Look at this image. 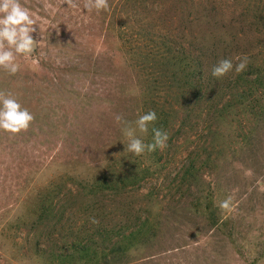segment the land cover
Masks as SVG:
<instances>
[{
  "label": "rangeland",
  "instance_id": "obj_1",
  "mask_svg": "<svg viewBox=\"0 0 264 264\" xmlns=\"http://www.w3.org/2000/svg\"><path fill=\"white\" fill-rule=\"evenodd\" d=\"M20 2L40 46L0 71L34 116L0 130V264H264V0ZM148 111L167 146L124 151L115 116Z\"/></svg>",
  "mask_w": 264,
  "mask_h": 264
},
{
  "label": "clouds",
  "instance_id": "obj_2",
  "mask_svg": "<svg viewBox=\"0 0 264 264\" xmlns=\"http://www.w3.org/2000/svg\"><path fill=\"white\" fill-rule=\"evenodd\" d=\"M68 7L76 8L79 5L73 0H68ZM83 7L91 11L99 12L109 10L108 0H84ZM36 19L31 11L25 8L20 0H0V71L15 75L20 70L17 63V54L31 56L40 46V39L33 34L37 32ZM238 63L233 65L232 59H221L212 68V75L216 78L225 76L231 71L241 73L246 70L249 60L246 55L237 56ZM158 119L155 111L139 114L135 121H128L122 115L117 114L115 120L122 125L121 132L126 138L124 151L136 156L152 153L157 149L167 146L168 133L153 126ZM34 120L33 114L11 94L0 92V130L13 134L26 131ZM134 125V126H133ZM151 126L152 141L145 142L140 134H147ZM220 209H230L231 197L219 202Z\"/></svg>",
  "mask_w": 264,
  "mask_h": 264
}]
</instances>
